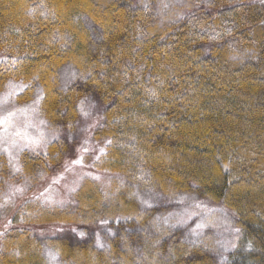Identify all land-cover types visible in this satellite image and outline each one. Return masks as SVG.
<instances>
[{
    "label": "trees",
    "instance_id": "obj_1",
    "mask_svg": "<svg viewBox=\"0 0 264 264\" xmlns=\"http://www.w3.org/2000/svg\"><path fill=\"white\" fill-rule=\"evenodd\" d=\"M238 3L218 11L215 18L222 13L233 16L241 24L237 34L248 37L252 60L239 64L226 60V46H201L207 38L188 26L194 21L145 26V37L140 36L132 0H0V88L8 81L25 85L37 80L43 88L39 110L52 126L70 128L77 121L76 103L83 90H57L52 78L55 68L75 64L90 75L88 82L94 79L83 88H99L95 92L108 104L107 128L95 133L109 140L100 168L123 174L139 162L160 188L193 185L198 193L223 202L236 214L241 235L240 247L227 262L264 264V0ZM95 13L107 17L100 22L115 17L122 23H105V41L93 49L83 40L88 36L81 32L79 18L93 20ZM62 148L58 137L46 155H23L17 172L1 164L0 194L17 181L18 173L35 180L39 171L48 172ZM256 162L260 164L253 165ZM102 195L94 183H84L76 209L95 215L106 208ZM2 197L0 207L3 204L6 213L11 208L10 222L18 224V208L7 207ZM125 204L123 212L133 210ZM49 215L46 211L40 219ZM26 229L4 232L11 234L1 243L5 248L0 264H44L36 241L33 246L25 242L32 239ZM28 247L32 250L27 253ZM83 250L78 261L71 256L72 264H107L106 256L90 259ZM17 253L22 258H14ZM181 253L174 264H186L180 260L191 251ZM158 262L154 259L153 264L170 263Z\"/></svg>",
    "mask_w": 264,
    "mask_h": 264
},
{
    "label": "rangeland",
    "instance_id": "obj_2",
    "mask_svg": "<svg viewBox=\"0 0 264 264\" xmlns=\"http://www.w3.org/2000/svg\"><path fill=\"white\" fill-rule=\"evenodd\" d=\"M238 2L132 0L131 10L138 9L140 36L145 37V26H181L184 21H194L195 24L188 26L194 30L198 28L197 33L207 38L201 41V46H226V60L239 64L252 60L253 47H248V37L237 34L241 24L233 16L222 13L215 18L218 11L238 6ZM93 15L99 21L80 17L79 27L88 36L84 35L83 40L90 41L94 49V45L105 41V29L108 31L105 23L122 22L121 19L116 21L115 17L100 22L107 17ZM169 69L167 73H170ZM53 76L57 90H83L76 103L77 121L70 128L52 126L39 110L37 104L43 88L37 80L30 79L25 85L8 81L0 88V165L6 166L9 172L11 168L12 172H17L23 155H46L50 144L58 137L63 141L62 153L54 158L48 172L39 171L35 180L18 173L17 181L11 179L12 183L0 194L7 207L12 205L18 208L15 213L21 214L19 223L12 225L8 217L11 208L6 213L1 205L0 253H4L3 239L8 240L11 234L9 231L4 235V232L20 226L27 228L26 234L32 236L25 242L33 246L36 241L44 264H72L71 256L78 261L82 249L88 250L90 259L101 254L106 256L107 264H153L154 259L157 263L163 259L174 264L178 261L176 254L181 251L183 256L191 251L180 260L186 264H229L228 257L241 245L240 227L234 211L223 202L198 193L193 185L185 189H174L169 184L162 188L156 186L154 178L139 162L123 174L101 169L99 160L109 140L95 133L107 128L104 118L107 102L95 92L99 88L92 91L83 88L92 85L94 79L88 82L90 75L75 64L55 68ZM256 163L253 165L260 164ZM86 182L99 187L104 197L102 204L106 206L92 216L76 209L77 192ZM122 202H128L125 205H132L133 210L123 212ZM46 211L50 215L45 220L40 219ZM19 248L17 246L15 250ZM31 250L28 247L26 251ZM148 254L151 261L147 260ZM21 255L17 253L14 258L20 259ZM97 263L102 264V261Z\"/></svg>",
    "mask_w": 264,
    "mask_h": 264
}]
</instances>
